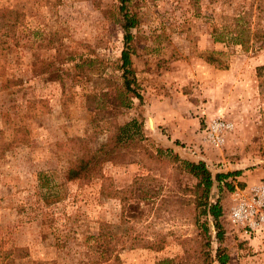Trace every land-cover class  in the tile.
Instances as JSON below:
<instances>
[{
	"label": "rangeland",
	"instance_id": "rangeland-1",
	"mask_svg": "<svg viewBox=\"0 0 264 264\" xmlns=\"http://www.w3.org/2000/svg\"><path fill=\"white\" fill-rule=\"evenodd\" d=\"M118 5L0 0V264H112L115 256L118 264H204L206 256L215 264L217 248L228 264H264V226L230 219L264 186V88L255 72L264 67V0H130V68L142 102L132 97L127 109L96 72L74 66L97 59L118 86ZM213 27L241 32L243 46L214 43ZM138 116L142 139L101 164L103 194L98 176L65 182L82 146H103L112 125ZM213 121L229 127L218 144L207 136ZM182 160L203 161L212 176L240 171L226 179L231 191L214 183L209 193L222 211L220 243Z\"/></svg>",
	"mask_w": 264,
	"mask_h": 264
},
{
	"label": "trees",
	"instance_id": "trees-1",
	"mask_svg": "<svg viewBox=\"0 0 264 264\" xmlns=\"http://www.w3.org/2000/svg\"><path fill=\"white\" fill-rule=\"evenodd\" d=\"M119 5L117 7V15L119 18L120 28L122 30L123 49L120 51L118 60L114 63L113 69L118 71L119 84L117 86L115 79L112 76L104 77L105 66L97 59H81L74 66L80 72H87L93 70L96 72V76L101 79L102 82L106 83L105 88H112L113 96L112 100L117 102V106L122 109H127L131 105V98H135L138 103L142 102V97L139 94V86L135 79V74L130 68V54L132 50L130 48V42L132 40V29L137 26L136 17L128 11V4L130 0H118ZM212 40L214 43H222L224 41L232 43L233 45L243 46L241 40V32L234 33L233 31H216L213 27ZM239 32V31H235ZM214 53H205L203 61L209 64H214L216 59L213 57ZM102 63V66H101ZM257 86L259 89L264 88V67L259 66L255 69ZM101 98L109 100V95L106 91H101ZM110 106L112 105L109 102ZM97 110L100 112L104 108H107L108 104L106 101L99 104ZM142 119L140 116L132 118L122 124L112 125L110 130H107L106 140L103 146L100 147H88L86 144L80 148V153L76 157L75 161L70 164L63 175L65 182H77L78 184H85L93 178L100 177L102 180L101 194L104 191V183L107 181L106 178L101 175V164L105 161L115 163L123 148L127 146H133L136 142L142 139ZM19 129H23L18 127ZM22 138V143L27 142L26 135ZM26 138V139H25ZM176 158V157H174ZM183 169L192 176L196 183L194 185V192L196 194V207L199 208V214L204 217H210L212 226L215 230L214 238L217 242H221L223 239V231L220 227L219 218L222 215L221 207L218 199L209 201V193L214 183L221 184L228 191L233 189L230 183L226 182L229 177L235 178L240 175V171H234L229 173H217L214 176L211 175L206 164L203 161L191 162L187 160L181 161ZM242 187L241 184H239ZM112 194L115 195L116 191L112 190ZM202 234L204 235L205 242L204 246H209V232L207 227H201ZM101 246H105L101 244ZM98 247V248H102ZM104 247V248H105ZM145 248H152L148 245ZM160 249V247L158 248ZM105 252V250H100ZM112 251V250H111ZM20 252H22L20 250ZM0 253L3 255L5 252L0 249ZM23 255V254H22ZM25 255V254H24ZM215 264H228V255L223 252L222 249L217 248L215 251L214 260ZM119 259L117 256L111 260L112 264H118ZM1 263V262H0ZM204 264H212L211 261H207L205 257Z\"/></svg>",
	"mask_w": 264,
	"mask_h": 264
},
{
	"label": "built area",
	"instance_id": "built-area-1",
	"mask_svg": "<svg viewBox=\"0 0 264 264\" xmlns=\"http://www.w3.org/2000/svg\"><path fill=\"white\" fill-rule=\"evenodd\" d=\"M228 128V125L223 122L213 121L209 126L207 136L212 143L218 144L220 142L219 133ZM254 192L250 205L240 202L231 208L230 219L232 222H246L248 227L264 226V186L255 187Z\"/></svg>",
	"mask_w": 264,
	"mask_h": 264
}]
</instances>
